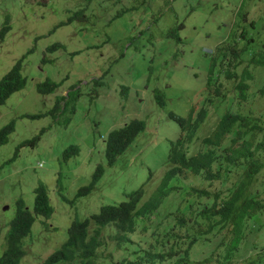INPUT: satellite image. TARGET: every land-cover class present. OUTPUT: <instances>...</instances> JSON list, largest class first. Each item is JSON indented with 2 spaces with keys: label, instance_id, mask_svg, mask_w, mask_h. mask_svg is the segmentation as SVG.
<instances>
[{
  "label": "rangeland",
  "instance_id": "rangeland-1",
  "mask_svg": "<svg viewBox=\"0 0 264 264\" xmlns=\"http://www.w3.org/2000/svg\"><path fill=\"white\" fill-rule=\"evenodd\" d=\"M263 12L264 0H0V24L7 16L10 25L0 42V76L30 50L21 61L24 86L0 105V126L14 120L13 131L0 145V252L14 201L21 197L31 209L32 189L39 183L46 189L52 213L45 219L34 217L22 239L19 264H38L65 238L73 218L82 219L101 204L124 200L150 172L144 199L167 168L163 163L168 144L178 131L167 112L184 116L191 105H199L215 46L237 23L247 27L249 20ZM262 19L256 32H251L257 39L264 38ZM55 42L60 47L48 51ZM262 73L256 72L258 86L246 87L250 97L243 106H253L254 113L264 106ZM45 78L58 86L52 93L39 94L35 84ZM232 84L228 81L223 86L231 96ZM122 86L126 90L120 92ZM72 88L78 92L73 99L65 96ZM154 89L163 96L161 107ZM55 96L65 97L54 115L22 116L46 112ZM230 97L224 101L231 110L242 108V101L229 102ZM224 108V102L210 107L196 131L192 152ZM133 118L143 120L144 129L112 165H106V133ZM41 128L45 130L33 146H20L15 158L4 162L18 143ZM69 145H77L78 154L65 157L63 150ZM97 164L103 172L93 189L75 198L77 188L89 181ZM257 180L264 181V170ZM137 234L130 238L137 240ZM108 249L112 259L120 257L111 242L107 248L100 247L101 255ZM205 250L195 245L190 256L200 258Z\"/></svg>",
  "mask_w": 264,
  "mask_h": 264
},
{
  "label": "trees",
  "instance_id": "trees-1",
  "mask_svg": "<svg viewBox=\"0 0 264 264\" xmlns=\"http://www.w3.org/2000/svg\"><path fill=\"white\" fill-rule=\"evenodd\" d=\"M246 14L248 11L243 18ZM263 16L264 12L256 20H249L247 27L237 23L215 46L208 60L206 92L199 105H191L184 116L167 112L178 131L169 141L163 163L167 168L154 189L143 199L148 176L116 205H102L89 218H73L65 238L38 264H264V181L257 180L264 170V120L261 118L264 106L258 113H254L253 106H243L250 97L246 87L258 86L256 72L263 71L264 77V38L257 39L251 33L256 32ZM9 29L5 16L0 24V42ZM261 32L264 36V24ZM56 47H60L57 42L46 49ZM28 52L0 76V105L24 86L20 67ZM228 81L233 83V96L223 90ZM57 86V82L45 78L35 84V90L48 94ZM74 90L70 89L65 96L73 99L78 94ZM124 90L126 86L120 92ZM154 90L155 101L161 107L163 96L158 89ZM65 96H55L46 112L22 116L33 119L54 115ZM226 97H230L229 102L235 101L234 98L238 99L237 104L242 101V108L231 110L224 101ZM220 102L225 103L224 110L192 152L198 127L210 107ZM13 126V119L0 126V145L6 142ZM143 129V120L136 118L110 129L103 144L106 164H113ZM44 130L41 128L37 134L22 140L5 161L15 158L19 146H33ZM64 150L72 156L78 154L79 147L70 145ZM101 172L102 168L97 165L88 183L76 190L75 197L89 193ZM48 203L42 184L33 190L31 209L25 207L21 197L14 201V214L4 224L7 228L0 264H19L24 253L22 239L30 232L36 215H49ZM136 232L139 235L133 241L130 237ZM109 242L121 252L119 258L112 259L110 249L101 255L100 247L107 248ZM195 245L206 249L200 258L190 256Z\"/></svg>",
  "mask_w": 264,
  "mask_h": 264
},
{
  "label": "clouds",
  "instance_id": "clouds-1",
  "mask_svg": "<svg viewBox=\"0 0 264 264\" xmlns=\"http://www.w3.org/2000/svg\"><path fill=\"white\" fill-rule=\"evenodd\" d=\"M123 124H124V123H123ZM123 124H122V125H123ZM122 125H121V126H122ZM119 127H120V126H119ZM39 130H40V129H39ZM42 132H43V131H42ZM42 132H41V133H42ZM106 135H107V133H106ZM106 135H105V137H106ZM105 137H104V140H105ZM104 140H103V144H104ZM6 141H7V140H6ZM20 143H21V142H20ZM20 143H18V144H20ZM3 144H4V143H3ZM18 144H17V145H18ZM1 145H2V144H1ZM17 145H16V146H17ZM16 146H15V147H16ZM21 146H22V145H21ZM69 146H70V145H69ZM71 146H74V145H71ZM19 147H20V146H19ZM19 147H18V148H19ZM18 148H17V149H18ZM12 153H13V152H12ZM63 153H64L65 157H68V153H65V150H63ZM11 156H12V154H11ZM11 156H10V157H11ZM10 157H9V158H10ZM7 159H8V158H7ZM7 159H6V160H7ZM115 159H116V158H115ZM12 160H13V159H12ZM12 160H10V161H12ZM104 160H105V159H104ZM4 162H9V161H4ZM105 163H106V162H105ZM38 165H40V164H38ZM97 165H99V164H97ZM97 165L94 166V169H95V167H96ZM106 165H108V164H106ZM111 165H112V164H111ZM99 166L102 168L101 165H99ZM108 166H110V165H108ZM94 169H93V171H94ZM93 171H92V173H93ZM102 172H103V168H102ZM102 172H101V174H102ZM163 172H164V171H163ZM92 173H91V175H92ZM162 174H163V173H162ZM91 175H90V176H91ZM100 176H101V175H100ZM100 176H99V177H100ZM148 176H149V179H150V176H151V173H150V172L147 174V177H148ZM147 177H146V178H147ZM160 177H161V176H160ZM98 179H99V178H98ZM149 179H148V180H149ZM159 179H160V178H159ZM96 182H97V180H96ZM87 183H88V182H87ZM87 183H86V184H87ZM39 184H41V183H39ZM86 184H85V185H86ZM36 186H37V185H36ZM36 186H35V187H36ZM43 186H44V185H43ZM82 186H83V185H82ZM35 187H34V188H35ZM79 187H80V186H79ZM79 187H78V188H79ZM34 188L32 189V191L34 190ZM78 188H77V190H78ZM45 192H46V189H45ZM87 194H88V193H86V194H81V196H85V195H87ZM46 196H47V194H46ZM74 197H75V195H74ZM78 197H79V196H78ZM75 198H77V197H75ZM47 200H48V197H47ZM117 203H118V202H117ZM117 203H113V204H101L99 207H101L102 205H116ZM48 205H49V203H48ZM49 206H50V213H49V215H50V214L52 213V207H51V205H49ZM99 207H98V209H99ZM96 212H97V211H96ZM94 213H95V212H94ZM91 214H93V213H91ZM91 214H90V215H91ZM90 215H89V216H90ZM36 216H38V215H36ZM40 216H41V215H40ZM89 216L84 217V218H89ZM42 217H43V216H42ZM45 218H46V217H44V219H45ZM84 218H83V219H84ZM69 223H70V222H69ZM43 224L45 225L44 222H43ZM68 225H69V224H68ZM88 226H89L90 228L93 227V225L91 224V222L89 223ZM58 245H59V244H58ZM53 249H54V248H53ZM53 249H52V250H53Z\"/></svg>",
  "mask_w": 264,
  "mask_h": 264
}]
</instances>
